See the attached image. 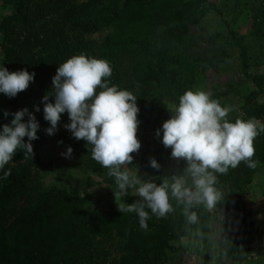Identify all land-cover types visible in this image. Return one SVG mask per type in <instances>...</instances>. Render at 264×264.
<instances>
[{"label": "trees", "instance_id": "16d2710c", "mask_svg": "<svg viewBox=\"0 0 264 264\" xmlns=\"http://www.w3.org/2000/svg\"><path fill=\"white\" fill-rule=\"evenodd\" d=\"M210 13L219 16L231 35L229 40L221 34L211 36L219 47L216 58L224 57L221 48L227 44L236 47L243 76L251 86L243 97L242 117L234 113L229 121L255 119L258 128L264 127V0H0V67L35 73V81L15 98L0 94V127L12 119L4 117L5 111L24 108L40 123L39 139L32 141L33 154L18 149L4 169H10L11 175L5 179L0 171V264H177L182 252L176 246L179 241L193 232L204 237L209 234L217 222L211 212L214 208L194 207L198 220L192 224L184 217L182 206L170 200L175 210L164 218L146 209L150 219L144 229L136 213L101 209L100 196L45 187L36 166L42 165L39 153L50 127L41 101L46 94L52 95V79L59 65L86 54L110 64L109 86L137 97L141 148H148L161 165L154 172L155 183L181 174L186 163H176L171 149L155 136L153 142L148 141L145 134L162 127L165 101L179 104L186 91H195L204 81L207 62L190 57L175 44L188 34L189 27L204 31L201 23ZM245 21L249 22L247 28L243 27ZM100 34H105L102 41L96 38ZM124 63H128L127 72ZM222 94L215 97L226 95ZM35 106L41 110L36 112ZM60 123H70L67 113ZM57 139L77 155L75 167L101 177L110 193L118 191L108 169L92 159L91 145L76 140L66 128L58 132ZM254 147L255 168L241 162L226 174L216 173L222 198L215 208L229 210L235 226L245 227L251 236L259 235L264 224V191L261 224L247 206L253 178L264 169V132L255 138ZM138 199L131 195L125 206ZM243 244L241 237L235 243H223L229 264L242 263ZM202 258L204 264H221L213 251L203 253Z\"/></svg>", "mask_w": 264, "mask_h": 264}, {"label": "clouds", "instance_id": "9594fccd", "mask_svg": "<svg viewBox=\"0 0 264 264\" xmlns=\"http://www.w3.org/2000/svg\"><path fill=\"white\" fill-rule=\"evenodd\" d=\"M111 75L112 68L106 60L86 54L60 64L52 79V95L46 94L41 101L44 120L50 124L46 133L55 135L62 114L67 113L70 123L65 125L66 130L76 140L91 145L92 159L115 178L116 201L129 195L130 190L139 197L131 205L117 204L122 213H136L142 228H148L150 219L146 209L157 218H164L175 210L170 200L182 206L189 223H196L194 207L203 205L211 210L222 198L216 188V173L226 174L241 162L249 168L256 167L254 140L264 132V127L258 128L255 119L230 122L231 108L222 106L204 91L188 90L170 111L171 118L156 131L163 146L171 149V158L183 160L187 166L181 174H173L160 184L142 179L139 172L130 173L127 165L132 164V154L138 153L142 146L137 136L140 109L133 93L109 86L107 78ZM34 81L35 73L27 69L9 72L0 67V94L8 98H15ZM40 110L35 106L36 112ZM9 116L10 123L0 127V171H4L18 149L33 154L32 141L39 139L40 123L32 111L28 108L15 113L5 111L4 117ZM72 152L68 147L65 155L70 157ZM149 163L153 169L161 168L154 158ZM10 175L9 169L4 171L3 178Z\"/></svg>", "mask_w": 264, "mask_h": 264}, {"label": "rangeland", "instance_id": "374dc122", "mask_svg": "<svg viewBox=\"0 0 264 264\" xmlns=\"http://www.w3.org/2000/svg\"><path fill=\"white\" fill-rule=\"evenodd\" d=\"M201 25H204V28L206 27L204 31L200 30L199 26L189 27L188 34L182 38L179 44H175V46H182L181 50L190 57H202L203 61L208 64H204L206 68L205 79L196 86L195 91H204L212 99L219 101L222 106L231 108L228 119L234 113L242 117L243 97L249 92L251 86L243 76L238 49L229 45V43L226 47L221 48L224 57L220 56L217 59L216 54L219 47L211 40V36L221 34L225 40H229L231 35L216 13H210L206 16ZM248 26L249 22L245 21L243 27L247 28ZM104 36L105 34H100L96 38L102 41ZM208 60L213 61V63H208ZM122 66L125 72L129 70L128 63H124ZM221 93L226 95L222 98L215 97ZM177 105L173 101H165L167 112L162 123L171 118L172 113L170 111ZM65 125L59 123L58 131L55 135L48 136L46 144L39 153V160L42 165L36 166V168L43 174L42 184L45 187L65 188L79 196H100L99 207L101 209L107 211L118 210V204H125L131 195H135L134 190L130 191L129 195L123 197V199H117L116 201L114 193H110L108 185L104 183L101 177L92 174L90 171L75 167L73 163H75L77 155L73 151L71 156L67 157L65 154L68 147L62 146L57 139L58 132L62 131ZM156 131V128L150 129L145 134V139L153 142V136H155L160 142L162 137H157ZM132 155L134 157L133 162L127 165L130 173L138 174L139 172L142 179H152L155 182L154 172L156 169H153L149 163L153 159L152 152L148 148L142 147L138 153ZM176 163L186 162L177 160ZM263 191L264 169H260L253 178L247 197L248 209L255 211L258 224H261L262 219L260 212L263 209ZM211 212L216 216L217 222L215 221L211 225L210 232L206 237L199 232H193L176 244L177 247L182 249L177 264H204L203 253L208 254L211 251L219 257L221 264H229L230 261L223 253V243H235L239 237L242 238L244 243L241 264H264V224L259 235L251 236L245 227L235 226L229 210L217 206ZM251 237L255 238L253 242L250 241ZM247 249L250 252L247 253Z\"/></svg>", "mask_w": 264, "mask_h": 264}]
</instances>
